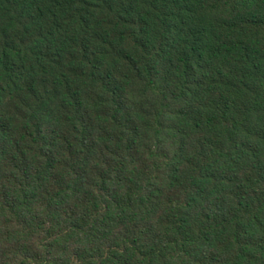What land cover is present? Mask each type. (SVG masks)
Listing matches in <instances>:
<instances>
[{"label": "trees", "instance_id": "trees-1", "mask_svg": "<svg viewBox=\"0 0 264 264\" xmlns=\"http://www.w3.org/2000/svg\"><path fill=\"white\" fill-rule=\"evenodd\" d=\"M0 264H264V0H0Z\"/></svg>", "mask_w": 264, "mask_h": 264}]
</instances>
